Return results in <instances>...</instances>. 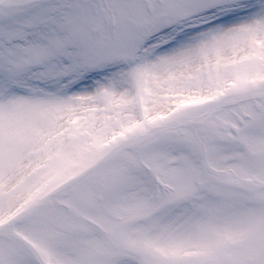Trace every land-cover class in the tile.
<instances>
[{
	"label": "snow or ice",
	"instance_id": "6c2138e0",
	"mask_svg": "<svg viewBox=\"0 0 264 264\" xmlns=\"http://www.w3.org/2000/svg\"><path fill=\"white\" fill-rule=\"evenodd\" d=\"M0 264H264V0H0Z\"/></svg>",
	"mask_w": 264,
	"mask_h": 264
}]
</instances>
